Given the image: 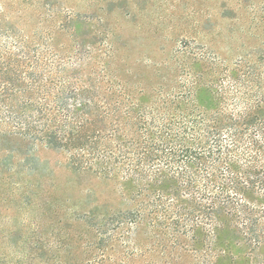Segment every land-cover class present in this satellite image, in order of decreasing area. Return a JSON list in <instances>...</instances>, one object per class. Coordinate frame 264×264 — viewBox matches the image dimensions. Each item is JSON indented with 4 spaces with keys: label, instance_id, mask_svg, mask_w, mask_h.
I'll use <instances>...</instances> for the list:
<instances>
[{
    "label": "rangeland",
    "instance_id": "rangeland-1",
    "mask_svg": "<svg viewBox=\"0 0 264 264\" xmlns=\"http://www.w3.org/2000/svg\"><path fill=\"white\" fill-rule=\"evenodd\" d=\"M237 89L264 94V0H0V264H198L131 223L137 183L79 171L21 112L90 104L109 127L112 109L231 113Z\"/></svg>",
    "mask_w": 264,
    "mask_h": 264
},
{
    "label": "trees",
    "instance_id": "trees-1",
    "mask_svg": "<svg viewBox=\"0 0 264 264\" xmlns=\"http://www.w3.org/2000/svg\"><path fill=\"white\" fill-rule=\"evenodd\" d=\"M238 89L241 107L231 113L219 104L132 108L126 117L112 109L117 120L108 127L90 104L75 111L42 104L21 112V127L70 152L83 173L137 183L128 215L135 227L148 222L198 264H234L233 252L249 260L264 246V94L254 102Z\"/></svg>",
    "mask_w": 264,
    "mask_h": 264
}]
</instances>
